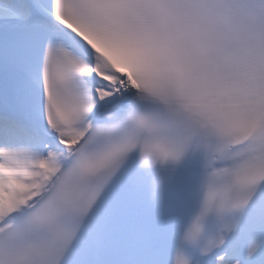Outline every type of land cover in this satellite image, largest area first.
<instances>
[{"label":"snow or ice","instance_id":"obj_1","mask_svg":"<svg viewBox=\"0 0 264 264\" xmlns=\"http://www.w3.org/2000/svg\"><path fill=\"white\" fill-rule=\"evenodd\" d=\"M0 264H264V0H0Z\"/></svg>","mask_w":264,"mask_h":264}]
</instances>
